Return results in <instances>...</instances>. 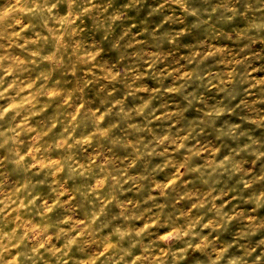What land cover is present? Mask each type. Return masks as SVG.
Listing matches in <instances>:
<instances>
[{"label":"clouds","instance_id":"9594fccd","mask_svg":"<svg viewBox=\"0 0 264 264\" xmlns=\"http://www.w3.org/2000/svg\"><path fill=\"white\" fill-rule=\"evenodd\" d=\"M0 264H264V0H0Z\"/></svg>","mask_w":264,"mask_h":264}]
</instances>
